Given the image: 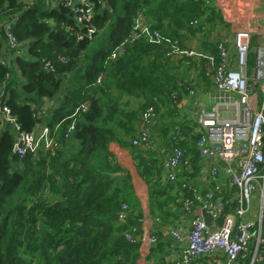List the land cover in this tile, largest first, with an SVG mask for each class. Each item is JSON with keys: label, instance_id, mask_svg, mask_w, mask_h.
Returning <instances> with one entry per match:
<instances>
[{"label": "trees", "instance_id": "trees-1", "mask_svg": "<svg viewBox=\"0 0 264 264\" xmlns=\"http://www.w3.org/2000/svg\"><path fill=\"white\" fill-rule=\"evenodd\" d=\"M32 1L27 6L21 0H0V25L17 15L13 32L24 49L20 55L10 54L7 63L0 62V104L9 108L21 131L43 123L51 129L59 124L62 149L52 155L28 152L19 157L12 152L14 124L0 117V264H136L142 217L135 211L131 181L112 175L119 168L110 147L122 135L135 134L148 109H154L155 117L164 108L158 134L153 132L151 140L157 134L162 144L158 148L168 152L178 147L185 158L179 134L189 121L177 122L174 117L189 84L163 57L165 48L143 37L130 42L117 60L111 62L108 56L130 35L138 15L165 35L186 38L200 28L208 4L206 0H92L96 32L88 38L83 36L87 27L74 21L69 7L50 8L45 0ZM194 20L197 26L191 24ZM4 42L0 26V47ZM57 95V106L38 120L36 105ZM124 96L136 101L123 100ZM85 101L88 110L75 116V127L65 137L72 114ZM197 139L198 135L194 146ZM72 141H77L75 147ZM159 161L141 154L137 167L143 165L148 172L140 174L147 180L151 169L159 170ZM148 183L150 202L159 212L172 201L181 207L183 199L194 201V188L179 186L178 195L170 193L173 185L161 183L160 177ZM124 204L129 210L122 220ZM251 254L241 264H249Z\"/></svg>", "mask_w": 264, "mask_h": 264}, {"label": "built area", "instance_id": "built-area-1", "mask_svg": "<svg viewBox=\"0 0 264 264\" xmlns=\"http://www.w3.org/2000/svg\"><path fill=\"white\" fill-rule=\"evenodd\" d=\"M21 1L28 6L34 2L32 0ZM49 1L55 7V2L69 7L73 13L74 21L78 25L87 27L83 36L92 38L96 32L92 24L95 12L92 0ZM208 1L206 0V3ZM223 10L226 18L228 13L225 9ZM17 21L18 17L12 16L9 19H3L0 25L6 37L5 47L12 51V56L24 52L23 45L17 41L13 32ZM191 24L196 25L198 21L194 20ZM139 37H143L149 43L163 46L165 48L163 57L169 63L175 65L180 62L186 66L192 73L190 82L193 76L196 77L199 72H203L212 82L214 87L213 103L208 107L199 105L195 114V120L199 125L196 147L201 161L209 158L216 161L214 165H211L210 175L213 177L224 176L231 186L238 189L239 193V206L233 213L224 214L223 222L219 226H211L212 222L207 225L204 218L199 215L191 217L186 245L181 258L175 264H202L203 257L217 253H221L225 257L224 264H235L238 259L247 255L252 242L254 252L251 254L249 264L262 262L264 256L259 252L260 245L264 241V235L261 233L262 216L255 225L252 221L244 220L243 215L248 211L252 195L260 184H262V212L264 210V45L257 46L254 50L250 76L251 33L249 31H238L233 37L232 45L236 50L233 58L237 62V67H234L231 65L230 56L232 45L218 42L216 54H206L189 47L186 38H172L160 30L153 29L142 16L138 15L133 21L130 35L111 51L108 60L111 62L117 60L125 52L126 46ZM77 38H81V36H77ZM6 59H0V62L5 64L7 63ZM60 60L66 61L67 59L60 57ZM66 77L67 75L63 76L64 84ZM102 78L103 74L101 73L96 83L100 84ZM195 94V89H189V95L195 96ZM88 108L89 102L85 101L75 109L65 137L68 138L75 127V116L87 111ZM38 111L34 115L38 120L44 119L42 115L39 116L40 112ZM154 113V109L150 108L142 114L140 122L147 128L140 129L128 139L131 148L147 147L150 141H154V139L151 140L152 132L150 130ZM0 117L14 124L15 136L12 152L19 157L28 152L33 155L38 152H42L43 155H52L56 149H62V143L57 135L59 124L51 129L43 123L32 131H21L10 114L9 108L4 104H0ZM161 163L165 181H179V173L186 163L184 152L175 147L165 153ZM188 188L192 190L191 187ZM192 191L194 201L189 199L182 201V208L186 213H192L194 209H205L213 220L223 211V199L213 190L200 192L193 189ZM128 210V205L124 204L119 214L120 219L127 218ZM144 219L146 220L145 217L140 219L141 231L136 239L140 244V254H144L148 248L155 245L157 240L154 231H149L146 224L144 225ZM255 226L257 227L255 228ZM171 234L181 238L177 229H172ZM126 238L130 239L128 235Z\"/></svg>", "mask_w": 264, "mask_h": 264}, {"label": "crops", "instance_id": "crops-1", "mask_svg": "<svg viewBox=\"0 0 264 264\" xmlns=\"http://www.w3.org/2000/svg\"><path fill=\"white\" fill-rule=\"evenodd\" d=\"M206 4L208 6L205 9L204 16L201 18L200 28H196L194 33L185 35L187 45L197 51L215 55L217 52L216 44L218 42H225L228 45H232L236 32L241 30L249 31L251 33L249 45V68L251 76L254 50L257 46L264 45V0H209ZM223 9L228 13L226 18L224 17L226 14ZM234 51L235 47L232 45L230 52L231 65L235 67L236 60L233 58V55H235ZM10 54L5 44L0 47L1 60L8 58ZM175 66L178 75L189 86L186 92L181 93V102L177 103L178 110L174 120L177 122H189L185 125V132L183 131V133L179 134V140L185 150L186 163L182 166L181 172L179 173V181L169 182L173 185L170 193L181 195L180 189L182 187H191L200 192L213 190L216 195H220L223 199L224 209L212 220L211 226L216 227L223 222L224 214L233 213L239 206V193L238 189L231 186L228 179L224 176L219 175L218 177H213L210 175L211 165H214L216 161L211 158L201 161L196 152V141L194 146V137L198 135L197 128L199 127L195 120V114L199 105L211 106L214 100L212 98L214 87L212 82L202 72L197 73L196 77L193 76L190 82L192 76L191 71L180 62L175 64ZM188 89H195V96L189 95ZM123 100H129L130 102L136 101L134 96H124ZM56 106L57 97L44 100L43 102V107L45 108H55ZM164 112L165 109L163 108L160 114L152 119L151 132L157 133V124L161 122V114H164ZM140 129L136 128L135 133L139 132ZM157 134H154L153 138L155 140L150 141L147 147L131 148L127 142L129 137L123 135L116 144L110 147L113 162L119 168L112 175L114 177H121L122 179L128 177V180L131 181L134 195L137 198L135 211L141 217L146 218V220L144 219V225L146 224L149 231H154L157 237L155 245L148 248L144 254H140L136 264H175L182 256L183 249L186 245L187 234L190 230V219L197 210L194 209L192 213H186L181 205L177 206V204H173V202L177 203V201H172L164 205L162 211L159 212L153 206L152 202H150L148 182L151 185L152 181L159 177L161 183H167L168 181H165L162 165H160L158 171L156 170L157 166H155L156 169L153 166L152 168L154 169H151L149 177L146 180L140 174V171L146 173L148 169L143 167V165L138 168L137 161H139L141 154L148 153L153 158L157 157L160 160L159 162H161L166 151L163 148H158V143L161 144V141L160 137L158 138L156 136ZM74 143L72 141L71 146L75 147L77 145V141ZM179 186L181 187L180 189ZM261 194L262 184L253 193L249 203V209L243 215L244 220L252 221L255 225H257L256 222L259 218L264 215V210L262 212L261 209ZM180 200L181 198L178 202ZM172 210H175V212L172 213ZM172 229L179 230L181 238L174 237L171 234ZM252 244H250L249 251L253 254ZM259 252L264 256V241L260 245ZM242 259H238L235 264H241ZM201 260L202 264L225 263V257L221 253L203 257ZM256 264H264V260Z\"/></svg>", "mask_w": 264, "mask_h": 264}, {"label": "water", "instance_id": "water-1", "mask_svg": "<svg viewBox=\"0 0 264 264\" xmlns=\"http://www.w3.org/2000/svg\"><path fill=\"white\" fill-rule=\"evenodd\" d=\"M234 53L236 54V50L234 51ZM235 67H237V62H235ZM136 128L140 129H146L147 126L146 125H142V123L139 121L136 125ZM194 215H199V216H202L205 220V222L207 223V225H210L211 222H212V217L207 213V211L205 209H197L195 212H194Z\"/></svg>", "mask_w": 264, "mask_h": 264}, {"label": "rangeland", "instance_id": "rangeland-1", "mask_svg": "<svg viewBox=\"0 0 264 264\" xmlns=\"http://www.w3.org/2000/svg\"><path fill=\"white\" fill-rule=\"evenodd\" d=\"M45 2H46V4H47V7H50V8H53V7H55V6H52L53 5V3L51 2V1H49V0H45ZM56 4V7L59 5L58 4V2H55L54 3V5ZM58 4V5H57ZM28 6V5H27ZM12 17V16H11ZM10 17V18H11ZM13 17H17V15H14ZM7 19H9V17L7 18ZM133 99V98H132ZM36 107L37 108H39L40 110L38 111V112H40V115L39 116H41L42 115V117H46L47 116V114L48 113H50V110L52 109V107H49V108H45V107H43V104H37L36 105ZM47 110V111H46ZM153 133V132H152ZM14 136H15V132H14ZM14 144V143H13ZM73 147V146H72Z\"/></svg>", "mask_w": 264, "mask_h": 264}]
</instances>
